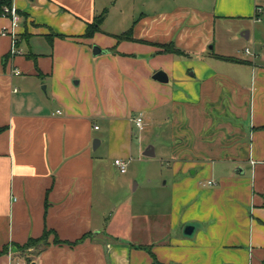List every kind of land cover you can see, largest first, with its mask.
<instances>
[{"label": "crops", "instance_id": "0c3cea01", "mask_svg": "<svg viewBox=\"0 0 264 264\" xmlns=\"http://www.w3.org/2000/svg\"><path fill=\"white\" fill-rule=\"evenodd\" d=\"M245 1L134 0L133 39L119 41L105 20L86 37L107 11L98 0H14L20 54L0 17V264H154L137 246L158 264H264V0ZM228 19L241 22L218 26ZM168 44L183 54L164 53ZM140 116L146 134H169L173 182L170 212L154 225L128 213L114 221L145 238L136 244L108 237L96 205L115 160L151 147L156 156L138 136ZM189 223L201 225L193 240ZM46 229L90 237L14 246Z\"/></svg>", "mask_w": 264, "mask_h": 264}, {"label": "rangeland", "instance_id": "374dc122", "mask_svg": "<svg viewBox=\"0 0 264 264\" xmlns=\"http://www.w3.org/2000/svg\"><path fill=\"white\" fill-rule=\"evenodd\" d=\"M98 1L102 9L107 10L106 13L104 12V30L108 33L122 35V33H126L131 29L134 23L133 16L136 15L132 13V8H135L134 0ZM239 1H243L244 4H247L245 0H233L235 3H239ZM207 4L212 7L215 4V0H207ZM232 6L231 0H224L223 7L231 9ZM141 7L142 6L137 2L138 12L136 19H138L140 15L139 10ZM239 22L241 21H232V19H228V23H219L218 26L224 27V29H228L227 27H229L230 29L231 26H238L240 24ZM230 47L235 49V53H242L244 49V47L238 45V43L235 45L231 44ZM238 55L241 57L243 56V54ZM165 130L162 133L153 131L149 134L142 132L138 135L144 139L145 147L154 144L156 148L155 157L149 158L134 151L131 158L126 161L128 162L127 174L119 173L117 169H115L116 167L108 170L107 179H109V185L105 188L103 200L96 205L97 211L100 213H102V211L104 212L105 229H109L108 234H105L110 235L108 237L117 239L113 235H115L114 233H119L121 240L136 244L143 243L145 238L136 237L135 240L137 239L141 242L134 241L132 236H130L129 229L123 230L124 228H119L116 224L113 226L116 218L120 214L123 215L128 213L127 215H134L133 218L136 219L138 225H144L146 223L154 225L156 219L159 220V217L170 212L173 176L171 165L169 166L171 159V147L169 145L170 137ZM158 135H160V137H158ZM186 239L189 240L188 238ZM50 240H54V238L50 237ZM151 243H156V241H152ZM36 252L37 250H34L31 254H28L32 255L30 259L35 257Z\"/></svg>", "mask_w": 264, "mask_h": 264}, {"label": "trees", "instance_id": "16d2710c", "mask_svg": "<svg viewBox=\"0 0 264 264\" xmlns=\"http://www.w3.org/2000/svg\"><path fill=\"white\" fill-rule=\"evenodd\" d=\"M8 3L9 2L7 0H0V17L3 14V7L5 5H7ZM105 13L102 14L101 16L97 17L93 24L89 25L88 30L86 32V37L91 38L95 35V33H97L100 30V27L102 26V24L104 23V20H105ZM132 35H133V27L129 31H127L126 33L119 36L118 40L119 41L132 40L133 39ZM160 47L163 48L164 53H171V54H177V55L183 54V52L181 50L177 49L173 44H168V45H164V46H160ZM228 61L236 62L237 60L228 59ZM0 133H1V131H0ZM50 237L54 238L53 241H54V244H56V245L77 246V245L81 244L82 242H84L88 237H90V234L84 235L81 239L77 240L76 242H68V241L60 240V238L58 237V235L55 232H53L52 230L46 229L44 234L42 235V237L37 238V239L31 238L24 245L15 244L14 246L17 248L18 251H20L22 253H26L28 250L37 249L38 247H40L42 245H44L45 247H48ZM136 249L147 252L152 257L153 263L158 264L157 257L153 253L151 246H137ZM8 251H9V247H5L4 250L1 252V254L5 255L8 253Z\"/></svg>", "mask_w": 264, "mask_h": 264}, {"label": "built area", "instance_id": "2783aa9c", "mask_svg": "<svg viewBox=\"0 0 264 264\" xmlns=\"http://www.w3.org/2000/svg\"><path fill=\"white\" fill-rule=\"evenodd\" d=\"M9 3L3 7V14L2 16L4 18H7L10 20L11 25L9 27L4 28L2 35L3 36H8L12 38V49H11V54L13 56L20 54L21 51L17 47V29L19 26V23L21 21V15L19 12L18 7L14 3V0H7ZM263 13V10L261 8H258V14L256 15L255 21L260 22L261 21V15ZM249 50H246V54H249ZM16 74H20L19 71L15 72ZM135 126L138 130L139 133H142L145 129L144 126V118L142 116L136 118L134 120ZM96 129H98L96 127ZM115 167L119 170L121 174H126L127 173V167H128V162L117 159L114 162ZM209 185H214L213 182H209Z\"/></svg>", "mask_w": 264, "mask_h": 264}, {"label": "water", "instance_id": "95a60500", "mask_svg": "<svg viewBox=\"0 0 264 264\" xmlns=\"http://www.w3.org/2000/svg\"><path fill=\"white\" fill-rule=\"evenodd\" d=\"M93 53H94V56H100V55H104L106 54L107 52L106 51H102L99 47H94L93 49ZM154 79L160 81V82H163V83H167L168 82V76L166 73L160 71L158 72L155 76H154ZM98 143V142H95V144ZM151 152H146L145 153V156H148V157H153L155 156L154 154V148L151 147L150 148ZM201 229V225L198 224V223H189L185 226L184 228V231H183V235L185 238H188V239H193L196 235V233Z\"/></svg>", "mask_w": 264, "mask_h": 264}]
</instances>
